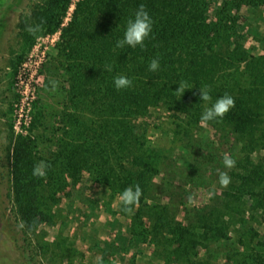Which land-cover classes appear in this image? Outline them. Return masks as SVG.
Wrapping results in <instances>:
<instances>
[{
  "label": "rangeland",
  "instance_id": "rangeland-1",
  "mask_svg": "<svg viewBox=\"0 0 264 264\" xmlns=\"http://www.w3.org/2000/svg\"><path fill=\"white\" fill-rule=\"evenodd\" d=\"M81 1L0 0V264H262L264 135L258 129L252 137L241 135L232 123L264 117V6L232 9L231 39L216 54L192 63L180 56L146 77L152 96L174 97L131 116L132 125L147 122L139 148L160 171L153 175L150 198L127 213L119 195L129 186L128 144L135 135L119 118L131 109L121 101L134 92L133 86L112 88L116 76L128 74L124 68L144 58H136L131 47H116L123 38L118 32L102 37L96 26L88 32L84 22L75 29ZM222 3H212L209 19ZM41 20L37 35L26 31ZM91 52L101 54L102 63L89 69ZM186 65L187 75L176 71ZM52 80L58 82L54 89ZM180 80L193 86L182 97L175 93ZM205 86L212 100H202L204 108L225 93L235 98V107L223 119L200 120L188 129L189 110L182 108L199 100ZM187 132L196 141L188 153ZM19 144L34 165H51L33 183L46 217L28 235L11 195ZM198 152L212 158L192 177ZM224 153L236 161L234 168L224 167ZM218 169L231 177L226 188Z\"/></svg>",
  "mask_w": 264,
  "mask_h": 264
},
{
  "label": "trees",
  "instance_id": "trees-1",
  "mask_svg": "<svg viewBox=\"0 0 264 264\" xmlns=\"http://www.w3.org/2000/svg\"><path fill=\"white\" fill-rule=\"evenodd\" d=\"M215 1L219 0H83L77 4L72 23L73 26L77 25L75 29L79 28L80 24L84 22L87 25L85 29L88 32H94L93 27L96 26L101 31L102 37H105L110 32H118L119 37L122 38L129 19L134 18V14L140 4L146 6L154 20L153 31L149 38L145 40L143 47L138 45L130 51L134 53L136 58L143 57L144 59L140 63L136 62L138 64H129V66L124 68L129 78L133 80V89L130 87L127 90L130 91L131 89L134 94L131 95L132 99L121 101L124 109H131L128 114L121 115L122 119L119 118V120H126L128 132H133L132 134L135 135V138L130 139L128 144L129 151L132 150L131 155L133 156L132 160L129 161L131 168L127 170L129 174L128 183L129 186H135L136 184L141 186L143 190L142 200L150 198L151 189L153 185L155 186L152 180L153 175L159 173L160 170L155 168L156 164L154 168L152 167V163L149 162L150 156L142 153L143 149L139 148L142 140L146 137L147 122H142L141 125H132L131 116L147 111L154 101L164 100L172 95L174 97V94L169 95V93L154 94L152 96L151 89L147 86L145 80L146 77L151 76L150 72L152 71L146 67L156 57H159L160 63L170 61V65H174L180 56L186 57L187 61L192 63V60H197L198 57L204 59L208 57V54H216L217 49L231 39V36L227 34L232 21V16L229 12L234 8H240L243 4H248L253 8H258L260 5L264 6V0H222L223 6L216 10L215 18L209 19L211 5ZM96 12L98 14L95 15ZM96 43L97 41H95ZM86 45L90 49L88 44ZM100 57L101 54L93 55L91 52L89 57L86 58L85 64L89 69L94 68L97 60L102 63ZM145 61L148 63L147 66L143 64ZM104 67L105 65L103 64L102 68ZM177 67L176 71L178 70L179 73L187 75L188 65L186 67ZM155 78H158V76ZM112 91L122 92V89L118 90L113 86ZM147 98H150V100H147ZM259 98L258 96L254 101L258 102ZM115 102L119 103V101ZM205 108L200 99L193 100L191 104L186 103L185 108L182 109L184 111L193 110L188 111V119L186 121L188 129H192L193 124L201 120V115ZM191 120L194 122L192 123ZM232 128L235 132H239L244 136L251 135L252 137L255 134L253 132L255 129L260 130L261 135H264V117L260 122L241 117V119L232 123ZM187 136L189 139L185 138L183 145L188 153L194 150L196 141L188 132ZM210 158H212L211 155L198 152V157L191 161V176L201 175L204 167L211 162ZM33 167V158L27 152L25 145L19 144V151L13 162L11 195L14 212L21 222V229L25 235L35 229V222L46 217L37 202L38 192L33 184L37 177L32 175ZM240 178L246 181L244 175L240 174ZM262 264H264V259Z\"/></svg>",
  "mask_w": 264,
  "mask_h": 264
},
{
  "label": "clouds",
  "instance_id": "clouds-1",
  "mask_svg": "<svg viewBox=\"0 0 264 264\" xmlns=\"http://www.w3.org/2000/svg\"><path fill=\"white\" fill-rule=\"evenodd\" d=\"M45 21L41 20L39 23L28 24L26 25V31L31 35H37L42 31L43 25ZM154 20L146 6L144 4H140L138 9L134 14V18L129 19L127 23L126 30L124 32V36L122 39L116 41V47L125 48V46L135 48L138 45L143 47L144 42L153 31ZM109 71H111V66H106ZM160 69V59L159 57L153 58L149 64V70L152 72H158ZM114 85L116 89H127L133 86V80L129 78L127 75H118L114 78ZM179 87L175 91L178 97H182L185 90L192 88L188 85L187 81L180 80ZM58 82L55 80L51 81V86L54 89L57 86ZM200 100L205 102H209L212 100L210 95L209 88L207 86L200 87L199 91ZM235 107V98L225 93L223 96L217 98L213 103H211L210 107H206L201 115V122L214 121L219 119H223V117L233 108ZM223 164L226 169H232L236 166V161L228 154H223ZM51 165L45 161H38L32 171V175L36 177H46L48 169H50ZM219 183L223 187H228L231 183V177L228 171L217 170ZM143 195V190L139 184L135 186H128L125 188L122 193L119 195V201L122 205V211L127 213H132L133 208L137 205Z\"/></svg>",
  "mask_w": 264,
  "mask_h": 264
}]
</instances>
